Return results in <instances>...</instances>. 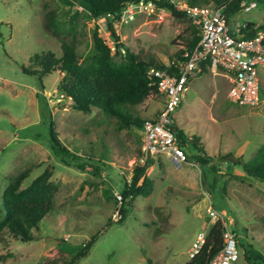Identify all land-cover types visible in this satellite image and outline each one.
Here are the masks:
<instances>
[{"label":"rangeland","instance_id":"rangeland-1","mask_svg":"<svg viewBox=\"0 0 264 264\" xmlns=\"http://www.w3.org/2000/svg\"><path fill=\"white\" fill-rule=\"evenodd\" d=\"M254 2L251 11L241 9L228 18L230 30L242 23L264 26V2ZM50 13L57 20L56 36L44 28ZM69 28L76 31L80 63L95 55L94 33L112 55L117 54L105 21L91 19L84 0H0V197L10 180L27 168L31 173L23 188L48 171L57 189L36 240L23 243L1 233L0 264H67L92 237L96 241L78 264H186L197 236L206 235L216 222L236 235L235 264H249L244 257L247 247L249 257L264 258V182L233 165L231 158L229 165L216 162L218 156L248 162L264 146V72L259 103L251 107L228 100L230 85L222 70L196 73L173 115L175 127L189 141L185 154L193 153L191 146L201 147L212 163L219 164L218 174L210 179L218 199L205 185L200 166L156 157L146 172L154 184L151 195L136 198L117 224L118 196L134 168L147 163L142 158L141 130L127 128L98 109L89 114L73 109L63 93L69 82L65 73L39 79L22 71L34 54L58 53L61 42L70 38ZM116 35L134 53L166 65L185 49L192 30L188 20L175 19L156 6L121 21ZM162 102L150 94L129 112L151 121ZM50 125L60 143L87 163L82 170L66 166L53 154ZM209 208L218 221L212 222Z\"/></svg>","mask_w":264,"mask_h":264},{"label":"trees","instance_id":"trees-1","mask_svg":"<svg viewBox=\"0 0 264 264\" xmlns=\"http://www.w3.org/2000/svg\"><path fill=\"white\" fill-rule=\"evenodd\" d=\"M140 1H152L156 6L168 11L175 19L188 20L185 13L176 9L170 0H84L89 6L91 19L103 18L106 28L114 41V47L117 54H111V49L105 44L103 38L94 33L92 36L95 55L90 58L86 64L80 63L76 54V31L69 28L70 38L68 41H62L58 53L52 51H42L34 54L30 60V65L23 67L22 71L28 75L43 79L52 73H65L69 82L63 89L65 98L68 99L73 109L89 114L92 109H98L106 115L115 117L123 126L141 129L146 121L141 118L132 117L129 108L142 103L150 94H156V87L152 85V79L147 75L149 69H165V65L156 62L152 57L144 59L138 53H134L128 47L120 42L116 35V27L120 23L121 11L127 4H136ZM210 0H185L187 5H195L200 2L202 5L209 4ZM213 4L225 5V15L227 18L241 11L240 3L246 0H211ZM263 1L264 0H247ZM190 23V22H189ZM253 25V24H251ZM44 28L57 35V20L54 13L47 16ZM192 37L186 41L185 49L176 53L169 59L183 60L185 51L191 53L196 47L199 37L197 31L190 24ZM264 31V26H259ZM122 52V55L120 54ZM118 55V57H117ZM205 63L201 66L200 74L209 72ZM175 72V69L172 68ZM176 133L180 144L187 147L188 139L176 127L172 128ZM50 147L53 154L58 157L66 166H75L82 170L87 165L80 157L72 155L57 138L53 125L49 128ZM197 140V139H195ZM193 153L187 156L189 163H194L202 168L205 185L213 190V196L218 199L214 191V184H210L213 175H217L219 167L212 163L213 158L206 155L203 148L191 146ZM239 166L250 177L264 182V146L261 147L254 157L244 162L241 158L220 157L216 162H230ZM87 162L94 171H98L91 160ZM210 163H212L210 165ZM152 161L148 160L143 166H137L129 182L124 184L120 208L118 210L120 219L117 224L122 223L127 215L128 207L136 198H147L153 190V182L146 175L147 169ZM31 173L30 168L19 172L13 177L0 197V215L3 216L0 222V235L6 231L16 240L23 243L36 240L35 233L40 229L41 221L47 217L53 208V199L56 192V186L50 181L51 173L45 171L32 183L23 188L25 180ZM122 206V207H121ZM216 205H214L215 207ZM220 210V209H219ZM106 226L100 230L99 235L105 233ZM223 226L216 222L205 235V242L201 249L186 264H210L213 257L223 247ZM96 241L92 237L83 248L67 264H78L86 258ZM245 248V246H243ZM250 247L245 248L244 257L249 264H264L263 257H249Z\"/></svg>","mask_w":264,"mask_h":264},{"label":"built area","instance_id":"built-area-1","mask_svg":"<svg viewBox=\"0 0 264 264\" xmlns=\"http://www.w3.org/2000/svg\"><path fill=\"white\" fill-rule=\"evenodd\" d=\"M171 2L178 11L185 13L197 31L199 41L191 53L184 52L183 60H172L165 65V69L152 68L147 72L156 87L155 95L163 102L154 119L146 121L140 129L142 158L146 162L165 156L184 164L187 155L172 128L175 127L173 115L189 80L200 73L203 64L208 63L210 72L220 69L226 73L230 85L227 98L231 103L237 106L257 105L260 100V73L264 72V31L250 23H242L230 30L225 5L211 3L198 6ZM240 7L249 12L256 7V3L242 1ZM155 8L156 4L152 1L127 4L121 11L120 22H127L135 14L151 12ZM118 199L120 204L121 197L118 196ZM208 212L212 222L218 221L214 210L209 208ZM204 242L205 233H200L192 244L191 258L197 255ZM238 259L236 235L224 228L223 247L210 264H235Z\"/></svg>","mask_w":264,"mask_h":264}]
</instances>
